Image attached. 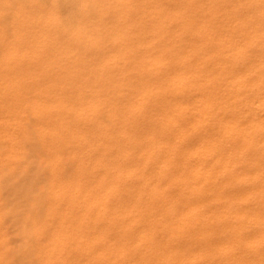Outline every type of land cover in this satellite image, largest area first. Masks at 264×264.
I'll use <instances>...</instances> for the list:
<instances>
[{"label": "bare ground", "instance_id": "1", "mask_svg": "<svg viewBox=\"0 0 264 264\" xmlns=\"http://www.w3.org/2000/svg\"><path fill=\"white\" fill-rule=\"evenodd\" d=\"M242 2L0 0L1 126L18 112L70 140L95 128L103 220L88 264L264 262V136L252 132Z\"/></svg>", "mask_w": 264, "mask_h": 264}, {"label": "rangeland", "instance_id": "2", "mask_svg": "<svg viewBox=\"0 0 264 264\" xmlns=\"http://www.w3.org/2000/svg\"><path fill=\"white\" fill-rule=\"evenodd\" d=\"M243 1H244V3L242 2L243 4L241 6L242 7L241 11H243L242 12V15H243L242 21H244V23L242 22V24H243L242 29L244 30V33H242V35H243L242 38H243V42L246 40L244 42V62L246 63V65H248V68H246L247 70L248 69L251 70V68L253 66V68H252L253 71L252 72L250 71V73H249V70H248V72L246 74V78L248 81L247 84H248V89H249L248 93H250L252 89L253 90L255 89L254 90L255 97L256 98L258 97L257 102H256V99L254 100L256 102L255 107L258 106V111H259V116L256 119L257 121L255 120L253 122L254 127H252V132L254 134H257V135L259 134L261 136H264V0H243ZM249 65H251L250 68H249ZM254 67H256V69ZM254 70L256 72H254ZM248 78H250V79H248ZM252 85H253V87H252ZM257 94H258V96H256ZM25 97L27 100H29L32 98V95H27ZM14 101L11 100L12 103H14ZM15 103L17 105V101ZM12 115L10 117L11 120L8 119L7 121H5L3 123V127L0 124V132L5 133L4 134L5 137H4L3 133L0 134V136H1L0 141H2V142H0V264H40V263L45 264V262H46V264H49V263L50 264H52V263L53 264H65V263H67V264H73V263L74 264H83V263L88 264L89 263V260H88L89 259V253H90L89 251L93 248L92 247L93 242H95V239H97V238H94L93 230L95 227H97V226L99 227L101 225L100 223H102V220H103L102 219L103 216H102L101 209H100V207H101V203H100L101 193L100 192H102V190H98L99 178H100L99 164H97V166H96V163H99V162L96 159H93L96 156V154L98 153L96 150L99 148V143L94 142L93 139H91V135L89 134V132L91 134H93V132L95 131V128L94 127L91 128V126L89 128V126H87V128H89V129H87L84 127V126H86L84 124V121H83L84 116H80L78 119H74V121L76 122L75 123L73 121V124H74L73 129L75 128V130H74L75 133H76V130L80 129V127L81 128L84 127L86 129V132H85L84 128L77 131L79 134L76 133L75 137H74V138L78 139V141H76L74 138H72L70 140V138L68 139V137H66V136L59 137L58 128H57L58 126L56 127L57 129L56 128H50L51 129V131H50L48 128L46 131H44L42 133L43 130H38V129H40V126L34 125L32 123H26L25 124V123L20 122L21 119H19L20 114L18 112H14V113H12ZM12 117H14V118H12ZM81 118H82L81 123L83 122L82 125L80 123ZM12 120H13V122H12ZM259 120H260V122H259ZM15 121L18 122L17 126L11 124V123L16 124L17 122L15 123ZM58 123H60V122L58 121ZM79 124H80V127H79ZM254 124H256V125H254ZM19 125H20V128H19ZM22 125H24V126H22ZM257 125H258V129L256 128ZM260 125H261V128H260ZM5 126H6V128H5ZM9 126L10 127L12 126L13 128L12 127L10 128ZM15 127H16V129H15ZM23 128H25L26 131H24ZM14 129L16 132H14ZM17 129H19V130L17 131ZM34 129H36V130H34ZM8 130L10 131V133ZM90 130H92V131H90ZM80 131H82V132H80ZM84 134H86V135H84ZM15 135L17 137H15ZM88 135L90 137H88ZM19 137H20V139H19ZM84 137H86V138H84ZM5 138L6 139L8 138L7 139L8 141ZM81 138L82 139L84 138V139L80 141ZM4 139L6 142L5 144H4ZM43 139H44L45 143L43 142ZM87 139L89 141H92V143H93V144L91 143L92 144V147H91L92 152H91V150L87 151L89 149H88V147H86V145L90 144V142L88 143ZM55 140H58V142ZM66 141H68L67 144L65 143ZM7 142H8V144L9 143L10 144L8 145ZM47 142L50 143L49 144L50 146L46 144ZM61 142L63 144L65 143L66 146L71 143L70 146H72L71 147L72 150L70 147L67 150L65 148L66 147L65 144L63 146V144ZM79 143H81V144L79 145ZM76 144L79 146H77ZM94 144H95V146H94ZM14 145H15V147H14ZM61 145L63 146L62 148H61ZM75 146H76V148H75ZM12 148H13V150H12ZM77 149H78V151H77ZM43 150H45V151H43ZM70 151H72V154ZM46 152H48V153H46ZM56 152H57V155H55ZM84 152H85V154L83 155ZM73 159H76V160H73ZM90 162H92L93 164ZM89 163H90V165L92 164V166H90ZM62 165H63V167H65L64 168L65 170H63ZM88 165H89V167H88ZM60 166L62 169L60 168ZM48 168H49V170H48ZM87 169H89V170H87ZM96 171H98V172H96ZM74 176H75V179H73ZM58 179H59V181H58ZM87 179L92 184V186H90L91 184L88 182ZM60 180H62V181H60ZM68 180H70V181H68ZM74 180H75V182H74ZM79 180H81V181H79ZM77 181H79V182L77 183ZM74 183H76V184H74ZM88 183H89V185H88ZM8 188H10V189L8 190ZM81 188L83 189V192L85 194L82 192ZM74 190L78 191V193H76V191H74ZM80 191L82 192V194L80 193ZM85 191L87 192V194ZM98 191H100L99 194H98ZM74 193H76V194H74ZM64 194L67 197L69 195V197L66 198L64 196ZM50 195H51V197H50ZM76 195H78V196L76 197ZM91 197H95V199L94 198L91 199ZM51 198L53 200H51ZM93 200H94V202H93ZM95 202H96V204H95ZM54 205H55V207H54ZM63 205H65V206H63ZM82 206H84V207L81 208ZM73 207H75V208H73ZM86 207H88V208H86ZM72 208H73V211H72ZM76 208H78V209H76ZM15 209H17V210H15ZM94 210L97 212H93ZM58 212H60L61 215ZM2 215H4V216H2ZM96 219H99V220H96ZM45 220H46V222H45ZM97 221H99V223ZM95 224H96V226H94ZM98 224H100V225H98ZM41 225H42V228L40 227ZM52 225L54 226V228ZM61 225L64 226L63 229H62ZM91 225L94 227H92ZM34 226H36V227H34ZM55 226H57V227H55ZM65 226H66V228H65ZM86 227H88V228H86ZM41 230L42 231L44 230V231L42 232ZM63 230H65V231H63ZM88 230H90V231H88ZM79 231H80V233H79ZM38 232H39V234H38ZM58 232H59V234H58ZM64 233H66V234H64ZM42 234H43V239H42ZM60 234H61V236H60ZM85 235H87V236H85ZM88 235H89V238H88ZM53 236H55V237H53ZM64 236H65V239H64ZM60 237L63 238L64 240L63 239L60 240ZM68 238H69V241H68L69 244L67 243ZM70 238L72 239V241ZM44 239H46V241ZM48 241H49V243H48ZM80 242H81V244H80ZM45 243L48 245H46ZM40 244H43V245L45 244L47 247H45V246L43 247ZM65 245H66V247H65ZM37 246H38V248H39V246H41L43 248V250H40L42 248L38 249ZM55 246H56V248H55ZM62 246H64L63 247L64 252L62 250ZM50 247H51V249H50ZM67 247H68V250H67ZM44 248H45V250H44ZM70 250H71V253H70ZM41 251H43V252H41ZM61 253L62 254L64 253V254L62 255ZM64 255H65V257H64ZM78 255L79 256L82 255V256L79 257ZM39 256H41V257L39 258ZM43 256H46V259ZM67 256L69 257V259H67ZM76 256H77V258H76ZM50 257H52V258H50ZM43 258H44L45 262L41 261ZM51 259H52V261H51ZM56 259H58V260H56ZM39 260H40V262H39ZM65 260H66V262H64ZM68 260H69V262H68ZM217 260H219V259H217ZM220 260H222V259H220ZM225 260H229V262H232V264H238V263L243 264L244 263V261L242 263V260H240L237 263H236V261H234V263H233V260H238V259H233V260L225 259ZM250 260L251 259H248L247 261H245V264H246V262H247V264H248V262H250L249 264H252V262H253V264H257L255 259H253V260H255V262L250 261ZM229 262L228 263L227 262H215L214 264H229ZM257 262H258V264L264 263L261 261H257Z\"/></svg>", "mask_w": 264, "mask_h": 264}]
</instances>
